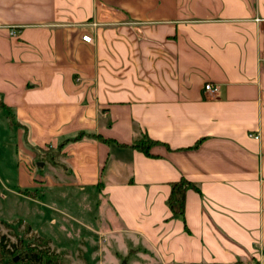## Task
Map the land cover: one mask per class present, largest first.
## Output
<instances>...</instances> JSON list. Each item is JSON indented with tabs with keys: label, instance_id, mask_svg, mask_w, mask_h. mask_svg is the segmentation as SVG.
I'll use <instances>...</instances> for the list:
<instances>
[{
	"label": "crops",
	"instance_id": "crops-1",
	"mask_svg": "<svg viewBox=\"0 0 264 264\" xmlns=\"http://www.w3.org/2000/svg\"><path fill=\"white\" fill-rule=\"evenodd\" d=\"M0 114L133 264H264V0H0Z\"/></svg>",
	"mask_w": 264,
	"mask_h": 264
},
{
	"label": "rangeland",
	"instance_id": "rangeland-1",
	"mask_svg": "<svg viewBox=\"0 0 264 264\" xmlns=\"http://www.w3.org/2000/svg\"><path fill=\"white\" fill-rule=\"evenodd\" d=\"M17 143V133L0 114V234L10 251L20 249L12 257L35 248L44 254L42 264H121L125 259L133 264L128 249L119 247V232L99 196L75 189L46 162L51 155L61 161L60 154L53 149L31 157ZM1 264L29 263H13L8 255Z\"/></svg>",
	"mask_w": 264,
	"mask_h": 264
},
{
	"label": "trees",
	"instance_id": "trees-1",
	"mask_svg": "<svg viewBox=\"0 0 264 264\" xmlns=\"http://www.w3.org/2000/svg\"><path fill=\"white\" fill-rule=\"evenodd\" d=\"M79 138V137H78ZM77 139V138H76ZM157 141L149 138L148 136H143V138L137 142H135L133 145L137 149L144 151L146 153L149 152L150 148L156 144ZM190 188L198 189V186L192 183L191 181L187 179H181L179 181L172 183V190L171 194L168 198V206L170 208V211L172 212L173 218H181L184 219L185 217V208H186V194L187 191ZM7 239L5 236L0 234V264L2 260H6L8 255H11V260L13 263L17 262H28L29 264H36V262H39L42 264L44 261V254L42 251H38L37 249L33 248L32 250H25L23 251V254L21 258L18 257H12L16 253H18L19 248H15L14 250L10 251L7 244ZM43 241V240H42ZM45 245H48V241H44ZM47 256V255H45ZM47 263L51 261L50 258H48Z\"/></svg>",
	"mask_w": 264,
	"mask_h": 264
},
{
	"label": "built area",
	"instance_id": "built-area-1",
	"mask_svg": "<svg viewBox=\"0 0 264 264\" xmlns=\"http://www.w3.org/2000/svg\"><path fill=\"white\" fill-rule=\"evenodd\" d=\"M83 40L88 42V43H91L92 42V37L90 35H86V36L83 37ZM205 90L207 92H210V93H216L219 90V86H216V85H214L212 83H207L205 85ZM255 138H259V136L256 135Z\"/></svg>",
	"mask_w": 264,
	"mask_h": 264
}]
</instances>
